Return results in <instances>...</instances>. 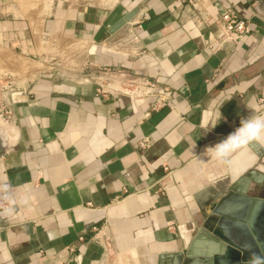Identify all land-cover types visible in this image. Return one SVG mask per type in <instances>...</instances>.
I'll use <instances>...</instances> for the list:
<instances>
[{"label":"crops","instance_id":"0c3cea01","mask_svg":"<svg viewBox=\"0 0 264 264\" xmlns=\"http://www.w3.org/2000/svg\"><path fill=\"white\" fill-rule=\"evenodd\" d=\"M263 1L54 0L29 25H0L26 61L39 37L43 50L66 51L63 71L5 77L15 95L12 150L0 156V264H202L229 246L221 233L264 264V190L247 207L227 203L244 221L209 229L212 196L264 169V139L225 145L227 164L205 150L242 117L264 116ZM228 10L250 32L212 51ZM142 79L151 94L118 92ZM163 88L172 98L157 108ZM249 261L229 246L214 264Z\"/></svg>","mask_w":264,"mask_h":264},{"label":"rangeland","instance_id":"374dc122","mask_svg":"<svg viewBox=\"0 0 264 264\" xmlns=\"http://www.w3.org/2000/svg\"><path fill=\"white\" fill-rule=\"evenodd\" d=\"M53 2L54 0H0V25L4 24L2 30L3 28H9H7L6 26L8 25L5 24L11 22L12 19L29 25V23L36 17H45L44 15L49 13L48 10L51 9ZM41 41L42 37H39L37 39V42H40L38 43L39 50L36 52L37 54L30 56L32 61H26L23 59V55L15 50V48L6 47L7 35H4L1 32L0 73L15 80L19 75L29 77L34 74H46L52 67L58 70V72L63 71L60 63L62 61L64 64L63 57H65L64 53L66 51H63V49L43 50ZM12 45L15 47L16 42H13ZM46 61L50 62V64L51 62L55 64L54 66L46 65ZM29 62H32L33 64L31 67L27 65ZM0 83H5V81L0 80Z\"/></svg>","mask_w":264,"mask_h":264},{"label":"water","instance_id":"95a60500","mask_svg":"<svg viewBox=\"0 0 264 264\" xmlns=\"http://www.w3.org/2000/svg\"><path fill=\"white\" fill-rule=\"evenodd\" d=\"M259 7H264V1L261 2ZM128 20V17H125L122 19L119 23H117L113 30H116L120 28L126 21ZM12 150V139L8 134V131L6 128L3 127V125L0 124V156L8 154ZM251 173V178L249 179V182L245 184V186L242 187H236V184L230 185L226 191L228 192V197L225 199H221L222 196H224L225 192H220L211 198L210 207H211V214H213L212 220L213 225L209 227L210 233H213L215 229H221L222 231V224H224L225 218H231V219H239L241 221H244V218H238V216L233 215L230 211L227 210V203H229L232 200H241L244 205L247 207L249 203H252L253 198H259L260 194L263 193L264 188V169L257 166L254 168V171ZM250 189H248V187ZM243 218V219H242ZM204 227H208V225H204ZM204 232H201V235H204ZM215 237V236H214ZM222 240H228L229 246H232L234 249L240 251L243 254V261L248 263L249 260L252 261L251 264H262V258L261 257H252L249 252L242 246H239L235 241L229 240L226 238L224 233H221ZM195 242H192L188 246H186V260H192V255L196 252L194 249ZM229 246L227 245H221L219 246H213L210 250L205 251L203 254V259L201 260L202 264H214L215 263H221L222 257L224 254L229 252ZM264 255V254H263ZM187 264V263H186ZM189 264V263H188Z\"/></svg>","mask_w":264,"mask_h":264},{"label":"built area","instance_id":"2783aa9c","mask_svg":"<svg viewBox=\"0 0 264 264\" xmlns=\"http://www.w3.org/2000/svg\"><path fill=\"white\" fill-rule=\"evenodd\" d=\"M250 32L249 21L243 20L238 17V15L231 10L223 12L217 21V30L215 32L213 44L210 49L218 50L226 44H234L241 40L246 34ZM6 75L0 73V80L5 81V83H0V118L7 124H10L12 119V98L15 92L12 90L11 83L5 80ZM125 91H118L119 93L129 94L133 96H141L144 93L148 94L153 88L151 83L147 80L142 79L138 83H126L123 85ZM143 87L147 88V91L143 90ZM97 93L105 95L107 93H115L117 90L109 88L108 90L103 89L100 85L97 86ZM157 108H162L167 105V103L172 98V93L168 89H160L156 91ZM140 149H145L146 144L140 143Z\"/></svg>","mask_w":264,"mask_h":264},{"label":"clouds","instance_id":"9594fccd","mask_svg":"<svg viewBox=\"0 0 264 264\" xmlns=\"http://www.w3.org/2000/svg\"><path fill=\"white\" fill-rule=\"evenodd\" d=\"M210 133L207 130L201 132V136ZM264 139V116H257L250 113L246 117H242L239 127L228 133L223 139L219 140L215 145L206 146V151L211 153L213 158L221 163L227 164L230 157L227 153L219 154V150L225 145L234 144L236 148L246 145L249 141Z\"/></svg>","mask_w":264,"mask_h":264},{"label":"bare ground","instance_id":"6f19581e","mask_svg":"<svg viewBox=\"0 0 264 264\" xmlns=\"http://www.w3.org/2000/svg\"><path fill=\"white\" fill-rule=\"evenodd\" d=\"M0 120H1V122H0V124L1 125H3V127L4 128H6V130L8 131V134H9V136L11 137V139L13 138V129H12V127H10L9 125H4L5 124V122L0 118ZM12 141H13V139H12ZM13 143V142H12Z\"/></svg>","mask_w":264,"mask_h":264}]
</instances>
